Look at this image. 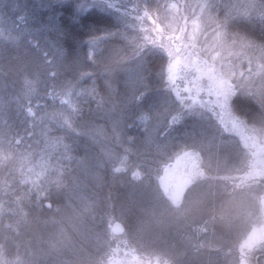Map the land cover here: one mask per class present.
Segmentation results:
<instances>
[{"label":"snow or ice","instance_id":"obj_1","mask_svg":"<svg viewBox=\"0 0 264 264\" xmlns=\"http://www.w3.org/2000/svg\"><path fill=\"white\" fill-rule=\"evenodd\" d=\"M95 6L97 0L76 3L78 13ZM103 6L122 17L120 26L89 36L85 59L92 70L73 60L76 70L71 79H60L67 56L60 39L46 37L42 44L35 35L57 31L63 37V31L47 25L31 28L27 14L18 17L22 25L0 29V50L30 45L35 51L31 59L15 65L5 67L0 61V87L8 88L4 78L8 72L22 79L20 91L0 105V154L13 160L21 178L37 188L76 171L85 177L134 172L145 155L141 145L171 143L190 116L222 114L227 96L219 85L226 73L217 65L218 45L226 41L227 29L235 21L258 25L264 33V3L104 0ZM17 7L4 4L0 21L6 23L7 12ZM237 44L253 46L234 32L227 46ZM154 51L162 54L155 67L148 59ZM42 74L44 95L59 102L51 112L40 111L38 102L33 106ZM12 112L22 116V132L9 123ZM132 128L142 129L139 142L128 135ZM132 157L136 164H131Z\"/></svg>","mask_w":264,"mask_h":264},{"label":"trees","instance_id":"obj_2","mask_svg":"<svg viewBox=\"0 0 264 264\" xmlns=\"http://www.w3.org/2000/svg\"><path fill=\"white\" fill-rule=\"evenodd\" d=\"M148 2L153 4L154 0ZM240 2L260 4L264 3V0H240ZM76 3L77 0H0V12L4 11V4L18 5L15 11L7 12L6 23L0 21V29L5 26L22 25L18 17L27 14L31 28L47 25L63 31V37H59L57 31L35 35L42 44L46 37L60 39V43L67 50L66 66L60 79H71L76 70L73 60H79L86 70H92L85 59L87 51L85 41L89 36L120 26L119 22L122 19L117 12L103 6L104 0H97L98 6L81 13L77 12ZM74 16L78 18L73 20ZM204 23L207 21L205 20ZM227 31L226 41L217 47L223 52L217 60V65L226 73L223 82L219 85L221 93L227 96L223 113L215 117L207 114L203 117L190 116L186 127L175 134L176 139L171 143L161 141L154 146L141 145V151L145 155L140 158L139 166L134 172L129 171L116 176L106 172L105 180H108V184L113 183L119 206L124 207L131 220H136L137 217L143 222L148 219L139 217L141 212L146 215L154 213L153 191L157 192L160 198H163L162 201L165 200L164 203L168 205L167 190L161 185V181L166 176L167 165L180 162L184 167L186 175L183 182L187 184L183 188L184 192L182 189V193H185L184 199L189 195V198H194L195 191L188 196L187 193L201 181L214 184L211 193L209 191L201 195L197 192L195 197L202 198L197 208L207 203L205 215L208 213L212 215L214 212L217 214L220 209L216 210L215 205L218 208L224 204L230 205V199L228 201L226 198H230L231 192L226 193V191L232 187L229 180L232 179L233 172H244L247 168L254 167L255 159L246 141H250V132L253 129L259 131L257 134L259 137H264V33H261L258 25L242 20L230 24ZM234 32L247 37L252 41L253 46L241 48L237 44L228 48L231 34ZM34 55L35 51L30 45L19 50L8 48L7 51L0 50V61L8 67L29 60ZM148 59L155 67L156 62L162 59V54L154 51L148 54ZM5 72H8L7 68ZM4 78L8 81V88L0 87V105L11 95L18 93L22 87L19 74L8 72L7 77ZM45 82L46 77L42 74L40 82L36 84L39 94L34 98L33 106L36 108L38 102L40 111L51 112L53 108H59V102L54 104L44 95ZM121 92H123L122 84ZM9 123L15 131L24 130L23 118L15 112L9 114ZM100 123L105 122L101 120ZM127 131L128 135L137 136L139 142L142 129L132 128ZM261 133L262 135H259ZM235 149L242 152V159L239 158L240 160L234 164L232 153H236ZM80 151L83 154V148ZM131 159V164H136V158ZM231 159L233 160L230 161ZM255 179L258 182L251 184V188L235 189L236 192L242 191L243 195H248L249 202L242 210L244 218L240 220H243L244 224H239L235 233L226 234L227 237L220 235L217 239L220 247L214 250V254H218L215 257L216 259L219 257L218 264H264V240L252 246L245 254L241 253V241L245 233L255 226L258 220L264 224V174L256 176ZM86 184L88 177L76 171L59 182L44 184L43 187L37 188L30 181L21 178L13 160L6 159L4 154H0V246L6 257L12 256L11 253L15 251H24L22 246L26 248L40 239V234L37 232L38 217L50 220L53 217L54 225H51V228L56 225L62 228L69 227L72 215L70 206L65 209L66 199L77 202V209L79 205L81 207L82 200L78 201L79 192L84 191ZM216 197L218 199L214 201ZM147 205L150 209H145ZM233 209L234 207L231 206V210ZM221 210L231 212L226 209ZM215 216L222 218L218 214ZM72 223H76V217ZM44 226L48 224L44 223ZM232 230L234 231L233 228ZM135 249L142 254L143 249ZM46 252H44L43 264L51 261L52 255ZM99 255L94 254L90 261L98 263Z\"/></svg>","mask_w":264,"mask_h":264},{"label":"rangeland","instance_id":"obj_3","mask_svg":"<svg viewBox=\"0 0 264 264\" xmlns=\"http://www.w3.org/2000/svg\"><path fill=\"white\" fill-rule=\"evenodd\" d=\"M217 51L220 56L223 54L218 48ZM258 132L251 130L250 141H246L255 159L254 167L247 168L244 172H233L232 179L229 178L232 187L226 193L231 192V195L226 200L230 199V205L234 209L231 210L229 204L221 205V208L215 205L216 210L220 209L217 214L222 218L215 216V212L205 215L207 203L196 207L202 199L195 198L197 192L201 195L204 192L211 193L213 183L201 181L187 193L188 196L195 191L194 198H189V195L184 199L182 189L187 185L183 182L186 172L180 162L167 165L165 179L161 181L169 196L168 205L153 191L154 213L146 215L141 212L139 217L148 219L143 222L137 217L136 220H131L124 207L119 206L116 190L114 192L113 183L108 184V180H105V172L88 177L84 191L82 188L79 192L81 207L79 205L77 209V202L66 199L65 209L70 206L72 215L69 227L56 225L51 228L54 225L53 217L51 220L38 217L37 232L40 239L26 248L22 246L24 251H15L11 253L12 256L7 257L0 246V264H43L46 251L48 255H52L51 261L46 264H218L219 257L215 258L218 254H214V250L220 247L217 239L220 235L227 237L226 234L235 233L239 224H244L240 220L244 218L242 210L249 202L248 195H243L242 191L236 192L235 189L251 188V184L258 182L255 181L256 176L264 174L260 170H264V137H259ZM235 150L236 153H232L234 164L242 159V152ZM217 199L216 197L214 201ZM145 209H150V206L147 205ZM75 217L74 224L72 222ZM44 223L48 226H44ZM115 224L124 226L125 232L122 235H115L111 231ZM244 236L241 253L245 254L252 246L264 240V224L258 220ZM135 248L143 249L142 254ZM94 254H100L98 263L90 261Z\"/></svg>","mask_w":264,"mask_h":264},{"label":"water","instance_id":"obj_4","mask_svg":"<svg viewBox=\"0 0 264 264\" xmlns=\"http://www.w3.org/2000/svg\"><path fill=\"white\" fill-rule=\"evenodd\" d=\"M111 230L116 235H122L125 232V228L121 224H115Z\"/></svg>","mask_w":264,"mask_h":264}]
</instances>
